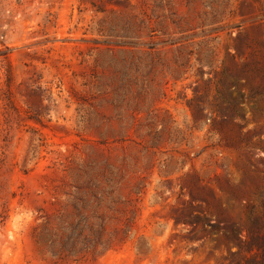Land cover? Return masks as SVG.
<instances>
[{"label": "rangeland", "instance_id": "1", "mask_svg": "<svg viewBox=\"0 0 264 264\" xmlns=\"http://www.w3.org/2000/svg\"><path fill=\"white\" fill-rule=\"evenodd\" d=\"M261 70L264 0H0V264H254Z\"/></svg>", "mask_w": 264, "mask_h": 264}, {"label": "trees", "instance_id": "2", "mask_svg": "<svg viewBox=\"0 0 264 264\" xmlns=\"http://www.w3.org/2000/svg\"><path fill=\"white\" fill-rule=\"evenodd\" d=\"M249 66V64H248ZM259 78H261L264 82V71H259ZM236 89L240 90L244 86L241 83L235 82ZM264 96V87L261 89L256 90L253 93H250L246 97L247 102H255V100L260 97ZM262 215H255L254 209L251 208L249 210V217L253 220V228L249 231V241H240L238 237L235 235V240L238 241L237 247L241 250L243 247H246L249 251H256L257 256H259V260H254V264H264V232L262 231V227L264 225V186L261 193H259L257 197ZM209 228H203L204 232L208 233L213 230L220 229L221 223L216 222L213 224L208 225Z\"/></svg>", "mask_w": 264, "mask_h": 264}]
</instances>
